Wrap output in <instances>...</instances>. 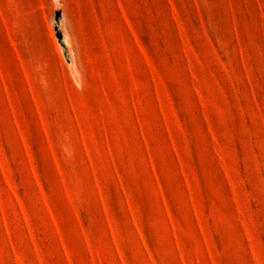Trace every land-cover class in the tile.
I'll return each instance as SVG.
<instances>
[{
    "label": "rangeland",
    "instance_id": "obj_1",
    "mask_svg": "<svg viewBox=\"0 0 264 264\" xmlns=\"http://www.w3.org/2000/svg\"><path fill=\"white\" fill-rule=\"evenodd\" d=\"M0 264H264V0H0Z\"/></svg>",
    "mask_w": 264,
    "mask_h": 264
}]
</instances>
